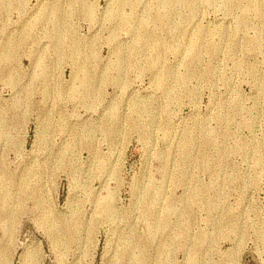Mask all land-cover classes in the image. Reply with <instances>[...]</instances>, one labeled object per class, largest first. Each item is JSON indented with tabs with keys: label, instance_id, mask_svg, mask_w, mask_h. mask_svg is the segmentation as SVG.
<instances>
[{
	"label": "rangeland",
	"instance_id": "374dc122",
	"mask_svg": "<svg viewBox=\"0 0 264 264\" xmlns=\"http://www.w3.org/2000/svg\"><path fill=\"white\" fill-rule=\"evenodd\" d=\"M0 264H264V0H0Z\"/></svg>",
	"mask_w": 264,
	"mask_h": 264
},
{
	"label": "bare ground",
	"instance_id": "6f19581e",
	"mask_svg": "<svg viewBox=\"0 0 264 264\" xmlns=\"http://www.w3.org/2000/svg\"><path fill=\"white\" fill-rule=\"evenodd\" d=\"M175 0H165V3H173ZM109 199V198H108ZM113 199V198H112Z\"/></svg>",
	"mask_w": 264,
	"mask_h": 264
}]
</instances>
